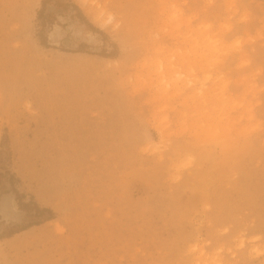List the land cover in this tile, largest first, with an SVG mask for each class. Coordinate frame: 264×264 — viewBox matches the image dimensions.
Instances as JSON below:
<instances>
[{"label": "rangeland", "instance_id": "374dc122", "mask_svg": "<svg viewBox=\"0 0 264 264\" xmlns=\"http://www.w3.org/2000/svg\"><path fill=\"white\" fill-rule=\"evenodd\" d=\"M42 1L0 0V264H264V104L160 110L144 0Z\"/></svg>", "mask_w": 264, "mask_h": 264}, {"label": "clouds", "instance_id": "9594fccd", "mask_svg": "<svg viewBox=\"0 0 264 264\" xmlns=\"http://www.w3.org/2000/svg\"><path fill=\"white\" fill-rule=\"evenodd\" d=\"M144 54L119 82L211 128L264 104V0H144ZM115 14L109 24L121 27ZM119 67V66H117Z\"/></svg>", "mask_w": 264, "mask_h": 264}, {"label": "trees", "instance_id": "16d2710c", "mask_svg": "<svg viewBox=\"0 0 264 264\" xmlns=\"http://www.w3.org/2000/svg\"><path fill=\"white\" fill-rule=\"evenodd\" d=\"M45 2H46L45 0L42 1V3H41V4H42V9H41V10L38 12V14H37V17H38L39 19L42 17V14H43V8H44V4H45ZM67 7H68V5H65V6L63 7V9H64V10H68ZM69 7L75 9V11H78L77 8H76L75 6H73L72 4H70ZM16 200H17V204H18L19 207H21V208H22V207H26L25 204L21 203L19 197H16ZM37 211H39V212L41 211V212H42L43 210H38V208H37ZM46 211H47V210H46Z\"/></svg>", "mask_w": 264, "mask_h": 264}, {"label": "bare ground", "instance_id": "6f19581e", "mask_svg": "<svg viewBox=\"0 0 264 264\" xmlns=\"http://www.w3.org/2000/svg\"><path fill=\"white\" fill-rule=\"evenodd\" d=\"M53 34V33H52ZM52 34H51V36H50V39H52Z\"/></svg>", "mask_w": 264, "mask_h": 264}]
</instances>
